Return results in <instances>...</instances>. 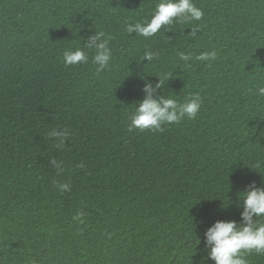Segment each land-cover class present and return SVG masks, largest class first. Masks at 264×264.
I'll return each instance as SVG.
<instances>
[{"label": "trees", "instance_id": "obj_1", "mask_svg": "<svg viewBox=\"0 0 264 264\" xmlns=\"http://www.w3.org/2000/svg\"><path fill=\"white\" fill-rule=\"evenodd\" d=\"M158 2L0 0V264H214L206 230L240 223L242 192L264 186V0H193L202 20L129 35ZM100 31L109 69L97 75L88 49L65 67L64 51ZM166 73L157 96L198 94V116L130 132L145 80ZM65 129L58 149L50 133Z\"/></svg>", "mask_w": 264, "mask_h": 264}, {"label": "clouds", "instance_id": "obj_2", "mask_svg": "<svg viewBox=\"0 0 264 264\" xmlns=\"http://www.w3.org/2000/svg\"><path fill=\"white\" fill-rule=\"evenodd\" d=\"M202 9L195 6L193 0H159L149 19L143 22L125 23V31L132 35L150 38L158 33L162 27L171 26L175 23L187 24L192 21H200L203 18ZM199 32L198 27L191 28L192 37H196ZM82 39V38H81ZM113 39L111 35L103 32H95L88 37L83 48L77 47L75 50H65L62 62L65 67L84 64L89 60L88 53L84 49L94 52L92 63L96 65V73L99 75L109 69L113 58L110 42ZM158 52L145 50L143 60L148 62L158 58ZM179 59L187 63L193 57L184 52H180ZM217 53L203 52L195 57L199 61L215 60ZM159 77V82L152 84L145 80L142 89L144 93L143 100L136 103V108L130 116L128 130L163 132V125L179 124L187 117L196 119L201 109L202 101L198 94L192 95L185 102H178L176 99L168 98L165 95L157 96V92L163 91L171 79V73H166ZM258 97H264V87H258L255 93ZM70 133L65 130H54L50 136L56 138V147L62 149ZM51 165L57 169V173L63 171L62 162L55 159L50 161ZM83 165H81L82 167ZM258 162L255 168H260ZM59 190L63 193L71 191L69 184L59 185ZM243 193L238 207L242 208L240 213L241 221L218 220L209 227L205 234V248L207 249V258L214 261V264H248L244 258L246 254L255 252L264 255V186L258 187L256 182L248 185V190Z\"/></svg>", "mask_w": 264, "mask_h": 264}]
</instances>
